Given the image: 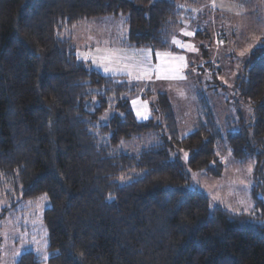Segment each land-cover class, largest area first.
I'll use <instances>...</instances> for the list:
<instances>
[{
	"label": "trees",
	"instance_id": "trees-1",
	"mask_svg": "<svg viewBox=\"0 0 264 264\" xmlns=\"http://www.w3.org/2000/svg\"><path fill=\"white\" fill-rule=\"evenodd\" d=\"M194 3L0 0V191L7 201L0 216L18 198L47 195V264H264V226L249 223L264 221V37L245 54L234 82L233 104L250 115L238 113L223 132L233 159L254 161V217L219 204L210 211L209 197L190 188L174 154L185 150L191 171L223 173L222 133L207 107L180 135L167 94L146 84L139 96L154 95L149 107L159 118L137 120L130 96L138 84L102 74L75 52L73 26L109 15L124 16L125 44L164 50L182 6ZM107 108L113 113L101 123ZM151 130H160L159 142L117 149ZM22 264L41 259L31 251Z\"/></svg>",
	"mask_w": 264,
	"mask_h": 264
},
{
	"label": "rangeland",
	"instance_id": "rangeland-1",
	"mask_svg": "<svg viewBox=\"0 0 264 264\" xmlns=\"http://www.w3.org/2000/svg\"><path fill=\"white\" fill-rule=\"evenodd\" d=\"M183 6L178 23L170 29L169 48L166 49L167 52H161L173 54L174 57L179 55L184 57L186 68L183 78L161 81L157 77L163 75V70L155 71L151 79L134 81L138 88L137 92L130 96V100L131 102L136 100V96L144 90L146 84H150L154 92L166 93L174 110L180 135H185L194 128L202 118V108L207 107L222 133L217 140V153L223 162V173L220 176H211L204 172L191 171L186 163L187 152L179 149L175 150L174 154L178 156L191 177L190 188L205 193L211 206L213 197L218 196L220 201L216 202V205H222L229 211L237 209L238 212H245L244 209L248 208L249 212H252L254 209L250 185L254 161L252 158L233 159L229 154L223 132L230 128L228 127L230 122L238 113L239 115L241 113L243 118L250 115L249 108L243 107V103L233 104L232 98L235 96L233 89L234 82L240 75L241 62L245 58V55L241 56L240 53L246 54L257 44L260 37H264V0H195L192 5ZM110 16L108 18L111 21L96 17L81 21L72 29L77 56L87 54L86 61L93 67H99V39L104 40L113 29L115 31L127 29L123 15ZM103 28H106L108 33L104 37L102 35L99 37V31ZM185 32L193 35L186 36ZM198 33L201 35L197 36ZM173 39L186 47L181 48L174 44ZM187 45L192 47L189 48ZM76 46H79L78 49ZM202 47L205 48L201 51ZM138 55L139 61H143L146 56ZM128 63L132 64L131 58ZM161 65L165 66L162 63ZM132 71L140 74L138 69ZM153 98L154 95L148 100H154ZM112 113L113 110L107 108L100 115L99 121L101 123L107 121ZM148 113V117L159 118L153 107H148ZM105 117L106 119H102ZM160 135V130H151L133 137L134 139H122L117 149L137 152L142 147L159 142ZM43 196L25 201L18 198L17 207L0 216V264H14V253L19 251L25 242L14 238L17 233H27L25 238L27 241L35 238L37 243L31 245L32 251L43 249L44 240L47 239L41 214L48 206V198L45 201L42 199ZM5 205L6 198L0 191V209ZM40 259L41 264H47V261Z\"/></svg>",
	"mask_w": 264,
	"mask_h": 264
},
{
	"label": "crops",
	"instance_id": "crops-1",
	"mask_svg": "<svg viewBox=\"0 0 264 264\" xmlns=\"http://www.w3.org/2000/svg\"><path fill=\"white\" fill-rule=\"evenodd\" d=\"M109 16L99 17V19H107L108 21H111L108 18ZM126 32H127L126 28L125 29L124 28L118 29L117 31H115V29H113L111 34H109L107 32L106 28H103L101 31H99V37H100V35H102L104 37V35H106L107 33L108 34L106 37H104V40L99 39V67H94V68H96L102 74L118 75V76L121 75V76H125V78L128 81L134 82V81H136V79H134V77L136 75H138L136 73H133L132 76L122 74L120 71H112L109 73H105L104 68L108 67V68L117 69V70L124 69L125 65H134L137 62H139L140 56L138 54H142V55L145 54L148 57L147 62L150 63L152 66L161 65V63H162L163 65H165L163 68L167 69L170 66L176 67L177 65H180L178 71L163 70V75L157 77L159 80H161V81L171 80L170 78H177V77L183 76V72H185V68H186V67H184L185 66L184 61L181 62V61H177V60H172L171 57H174L173 54H170L169 57H164V59H162V56L165 53H161V52H163V51L167 52L166 49H168L169 47H167L164 50H152L149 47H144V46L143 47H135V46L127 45L124 43ZM76 47L78 49L79 46H76ZM174 51H178V50H174ZM113 53H115L116 55L113 56ZM180 56H182V55H179L176 57H180ZM108 57H112V59H107ZM130 58L132 59V64L131 63L127 64V62L130 61ZM84 61L88 62V64L91 65V63L89 61H86V60H84ZM91 66L93 67V65H91ZM183 67H184V69H183ZM154 74H155V71H153L151 73L152 76H154ZM141 80H144V79H141ZM144 82H147V81H144ZM149 86L151 87L150 84H149ZM136 100L138 102H140L137 105V107H133L132 102L130 100V104H131L133 113H134L137 120H145L143 118L138 119V117L136 115V111H137V109H139L140 111H146V114L149 115V113H148V107L150 106L149 100L148 99H142L139 96V94H138V96H136ZM144 101L148 102L146 110H145L143 103H142Z\"/></svg>",
	"mask_w": 264,
	"mask_h": 264
},
{
	"label": "snow or ice",
	"instance_id": "snow-or-ice-1",
	"mask_svg": "<svg viewBox=\"0 0 264 264\" xmlns=\"http://www.w3.org/2000/svg\"><path fill=\"white\" fill-rule=\"evenodd\" d=\"M184 35H193V33H189V32H185ZM166 42V41H165ZM173 43L174 44H177L179 45L181 48H184L186 47V45L182 44L180 41L178 40H175L173 39ZM261 47H264V45H260ZM187 47L191 48L192 46L191 45H187ZM194 50V49H193ZM116 54L113 53V56H115ZM241 56H244L245 53L244 52H241L240 53ZM170 54H163L162 56V59H164V57H169ZM78 59H83V60H87L88 59V55L87 54H79L78 55ZM107 59H112V57H108ZM171 59L173 60H177V61H181L183 62L184 61V57L183 56H180V57H171ZM148 60V57L147 55L144 57V60L143 61H139L137 62L136 64L134 65H125V68L124 69H111V68H108V67H105L104 68V72L105 73H109V72H112V71H120L122 74H125V75H129V76H132L133 75V69H138L139 70V73L138 75H136L134 77V79L136 80H141V79H151V73L153 71H160V70H169V71H178L179 70V67L180 65H177L176 67H169L167 69H164L162 65H157V66H152L150 63L147 62ZM180 78H183V77H180ZM140 102H138L137 100H133L132 101V105L134 107H137V105L139 104ZM143 103V106L145 108V110L147 109V101H144L142 102ZM249 111H251V109H249ZM122 115V114H121ZM136 115L137 117H140V118H143V119H148V115L146 114V111H140L139 109H137L136 111ZM102 119H106L105 118H102ZM188 156V153H185V157L187 158ZM249 171H251V169H249ZM119 183L121 184H125L127 183V181L124 179V178H121ZM113 197H109V199H112ZM42 199H44L45 201L47 200V195L44 194V196L42 197ZM220 201V197L218 196H215L213 197V205L210 206V211L214 209V207L216 206V202ZM261 202L264 203V198L261 199ZM31 203V202H30ZM241 203H244L243 201H241ZM231 211L233 212H237L238 213V210L237 209H230ZM245 212L249 213L250 216H253L254 217V212H249V209L248 208H245L244 209ZM249 223H259L261 224V226H264V221H256V220H251L249 221ZM27 236V233H17L15 235V239H21V240H25V242L21 245V248L19 251L15 252L14 253V260H15V264H22V257L26 254H29L31 251H32V248H31V245L33 243H37V241L35 240V238L33 237L32 241H27L25 238ZM46 248H47V241L44 240V247L43 249H36V254H37V257L38 259L39 258H42L44 261H47L50 256L52 254L50 253H47L46 251ZM59 253H56V255H58Z\"/></svg>",
	"mask_w": 264,
	"mask_h": 264
}]
</instances>
